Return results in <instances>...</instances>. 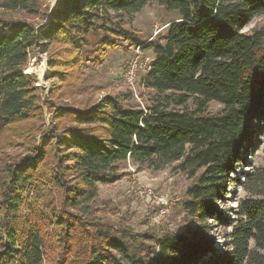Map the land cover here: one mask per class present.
<instances>
[{"label":"trees","instance_id":"trees-1","mask_svg":"<svg viewBox=\"0 0 264 264\" xmlns=\"http://www.w3.org/2000/svg\"><path fill=\"white\" fill-rule=\"evenodd\" d=\"M48 2L0 0V264H123L132 232L104 222L93 205L98 185L120 180L127 160L137 169L182 160L195 179L182 205L195 225L136 248L131 264H264V169L236 182L248 196L231 217L220 208L264 126V29L242 33L264 16V0ZM149 2L177 18L140 42L124 27ZM132 46L154 56L142 80L154 97L144 109L125 95L81 107L54 102L87 52L102 61L107 50ZM32 47L46 53L58 84L43 103L23 75ZM210 102L222 111L208 115ZM215 229L223 230L221 251Z\"/></svg>","mask_w":264,"mask_h":264},{"label":"rangeland","instance_id":"rangeland-1","mask_svg":"<svg viewBox=\"0 0 264 264\" xmlns=\"http://www.w3.org/2000/svg\"><path fill=\"white\" fill-rule=\"evenodd\" d=\"M54 1L49 0L48 3L52 6ZM176 18V13L166 11L155 2H149L140 12L129 18L130 24L124 29L134 33L140 42H146L153 39L158 33H163L166 25ZM259 29H264V16L255 17L242 30V33L251 34ZM87 54L89 60L85 66L78 70L79 77L73 78V86L70 88L68 86L66 95L54 99V102L81 107L85 104H100L105 97L125 95L129 103L144 109L145 101L154 97V94L142 85L143 77L148 69L139 68L137 70L134 88L129 87L124 80L131 60L138 58L139 61H143L147 58L149 62H152L154 56L150 50L142 51L134 46L128 49L107 50L102 61L95 60L96 55L94 54L89 52ZM25 72L27 73L25 74ZM23 75L34 82L41 103L48 97L50 98L49 94L53 84L58 85L50 78L46 53L37 47L30 49L28 66ZM186 108L192 110L193 106L188 103ZM222 109L223 106L220 104L210 102L207 105V114L214 116L220 113ZM42 112L43 129L46 130L51 123V114L45 105L42 106ZM255 136L250 152L240 156L245 163H239L233 169L234 173L230 174L229 178L232 183L227 186L226 200L220 204L223 212L230 217L238 201L248 196L236 182H242L243 175L252 168L264 169V126L259 127ZM5 153L17 155L19 152L8 149ZM181 162L182 160L160 168L144 167L137 169L136 165L127 160L118 164L120 180L109 185H98V198L93 205L97 209V216L115 228L130 230L133 235L132 239L123 237V241L128 243L129 255V258L122 257L123 264H131L135 260L132 257L136 248L154 247L158 240L166 234L173 231H183L186 227L195 225L182 208L183 202L187 199L186 192L194 184L195 179L189 178L180 170ZM138 187H150L157 195H162L167 200L175 202L164 222L157 224L154 221V210L149 209L148 206L134 198L131 193L132 189ZM222 232V229H215L214 231V248L217 251L222 250V239L220 238ZM130 240L132 242H127Z\"/></svg>","mask_w":264,"mask_h":264},{"label":"built area","instance_id":"built-area-1","mask_svg":"<svg viewBox=\"0 0 264 264\" xmlns=\"http://www.w3.org/2000/svg\"><path fill=\"white\" fill-rule=\"evenodd\" d=\"M148 59L139 61L138 58H135L130 61L127 67V71L124 76L125 83L134 88L135 84V74L139 68L148 69L150 66ZM132 195L134 198L142 203L143 205L148 206L149 209L154 210V221L159 224L165 221L170 214L172 205L175 203L173 201L167 200L162 195H157L155 191L150 187H138L132 189Z\"/></svg>","mask_w":264,"mask_h":264},{"label":"bare ground","instance_id":"bare-ground-1","mask_svg":"<svg viewBox=\"0 0 264 264\" xmlns=\"http://www.w3.org/2000/svg\"><path fill=\"white\" fill-rule=\"evenodd\" d=\"M27 72H25V74H26ZM42 74V73H41ZM28 75V74H27ZM41 76V75H40Z\"/></svg>","mask_w":264,"mask_h":264}]
</instances>
